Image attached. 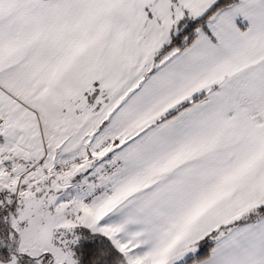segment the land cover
<instances>
[{
    "label": "snow or ice",
    "instance_id": "1",
    "mask_svg": "<svg viewBox=\"0 0 264 264\" xmlns=\"http://www.w3.org/2000/svg\"><path fill=\"white\" fill-rule=\"evenodd\" d=\"M0 264H264V0H0Z\"/></svg>",
    "mask_w": 264,
    "mask_h": 264
}]
</instances>
